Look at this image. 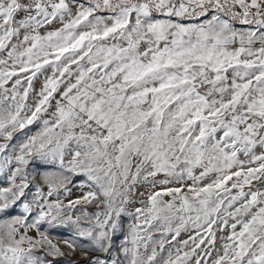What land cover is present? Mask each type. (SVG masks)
Returning <instances> with one entry per match:
<instances>
[{"label": "snow or ice", "instance_id": "1", "mask_svg": "<svg viewBox=\"0 0 264 264\" xmlns=\"http://www.w3.org/2000/svg\"><path fill=\"white\" fill-rule=\"evenodd\" d=\"M0 53V213L22 208L0 220V264L77 252L69 264H264V183L252 190L264 178V0H0ZM37 161L60 169L40 176L47 193L28 171ZM79 174L94 190L67 206L49 199ZM138 183L146 206L117 247ZM82 202L100 210L73 219ZM43 223L74 236L61 247Z\"/></svg>", "mask_w": 264, "mask_h": 264}, {"label": "rangeland", "instance_id": "2", "mask_svg": "<svg viewBox=\"0 0 264 264\" xmlns=\"http://www.w3.org/2000/svg\"><path fill=\"white\" fill-rule=\"evenodd\" d=\"M85 3H87V0H85ZM101 15H107V13H100ZM60 25L58 23H54L53 27H59ZM235 27L238 29H242V30H246L249 26L247 25H241L238 22L235 24ZM254 27V26H253ZM44 31V30H42ZM6 56V53H0V58ZM75 67V66H73ZM34 71V69H33ZM52 74V69L49 66H45V68L43 69V74L38 73L36 75V77L33 78V91H31L29 93V99H28V103L31 104L33 103L34 99H35V95L36 93H38L41 88L43 87L44 84V80L46 76H50ZM28 74H21V78L23 79L24 76H26ZM13 79H15V77H13ZM9 87L11 86V82H9ZM24 87H27V82L25 81L24 83ZM62 90V88H61ZM55 104V101H53V105ZM51 111V110H50ZM49 118L48 115H43L41 117V119H47ZM41 127L40 123H34L33 125L28 126L25 130L24 133H27L28 135H32L34 134L39 128ZM24 133H18L17 137L19 139L23 138ZM256 154H260L261 152H264V149H261L259 147H257L255 150ZM238 158L242 161H247V157H245L242 153H238ZM259 162L253 163V164H248L245 163L243 165L244 170L246 171L248 167H257ZM238 170L236 167H234L232 169V171H236ZM28 171L30 173V176H36V183H39L43 188L45 193H47V186L44 185L40 179V176L45 173V172H49V171H60V169H58L55 166L52 165H47L44 164L43 162H35L33 164H30L28 167ZM199 169L196 170L197 174L199 173ZM215 174H211V176L209 177V180L211 178H214ZM164 174H159L156 179L160 180V179H164ZM237 178L233 177L232 180L228 181V185L230 186L231 183L233 181H235ZM242 179V178H241ZM209 180H205L204 183H208ZM69 181L66 185L67 189L70 190V192H65L64 188H61L58 194H54L52 197H50L49 199L53 202H55L56 200H59L62 202V204H64L65 206H67L69 204L70 201H74L76 199H79L80 197H82L85 193H87L88 191H92L94 190L93 188H90L89 185V181H87L86 176H84L83 174H79V175H71L69 177ZM186 183L190 184L191 181H185ZM7 185V178L6 175H0V186H6ZM169 187H179L180 184L178 183H173L168 185ZM117 187H119V185H117ZM150 186L144 183H138L132 194H130V199L132 200L131 203L126 204L124 206L125 208V212L121 214V218H120V223L122 225V229L120 232L117 233V235L114 238V242L115 245L117 247H119L121 241L124 239V236L127 235L128 231H129V227L132 224L138 223V221L135 219V209L140 207V208H144L146 206V204H142L140 201L144 200L146 202L147 200V193L150 191ZM236 189H232V193L235 194L236 193ZM28 200H31L32 195L35 193V187H31L28 190ZM139 193H145L144 196H140ZM164 200H169L170 197H163ZM86 210L89 213H95L96 211L100 210L98 209L97 205L95 203H91V204H85V203H81L79 205H76L75 208L72 209L71 213H67L73 216V219H75V217L77 215L80 214V210ZM127 213H133V215H128ZM22 214V208L20 206V204L18 203L16 206H14L12 209H10L8 212L6 213H0V220H7V219H11L12 217H15L17 215H21ZM33 215H35V212L33 213ZM153 224L156 225L157 222L153 221ZM213 228L215 229L216 226L214 225ZM41 231H46L49 238L57 244H60L61 247H63V241L66 239H70L74 236L75 233V229L73 226H58V227H54V228H50L49 225L47 223H43L41 225ZM231 230L230 229H224V231H216V247L220 248V246L222 245V243L224 242L223 239H221V237H225L229 234ZM29 235L31 236H36L37 233L35 230H30ZM152 237L154 240L159 239L161 233L159 231H152ZM203 235H207V233H202ZM189 235H195V229H192L191 226H189V231L188 232H182L181 235L177 238V241H173L172 244L174 246H178L177 242L178 241H183L188 239ZM169 239H171V237H169ZM81 243H86V241H80ZM191 242H189V247H191ZM168 245L165 246L166 251L163 253V255L166 257L167 255V250H168ZM65 251H67V249H64ZM157 250L159 251V247L157 246ZM174 253L175 251V247H172L171 249ZM188 250V249H185ZM141 251H143V248L141 249ZM48 259H53L52 257H48ZM80 254L79 252L73 254V255H68L65 257H56L55 258V264H69L70 261H78L80 260Z\"/></svg>", "mask_w": 264, "mask_h": 264}, {"label": "water", "instance_id": "3", "mask_svg": "<svg viewBox=\"0 0 264 264\" xmlns=\"http://www.w3.org/2000/svg\"><path fill=\"white\" fill-rule=\"evenodd\" d=\"M264 183V178L262 180H253L252 181V190H256L257 188H260V185ZM245 191H248V186H245ZM261 191H264V188H260Z\"/></svg>", "mask_w": 264, "mask_h": 264}]
</instances>
